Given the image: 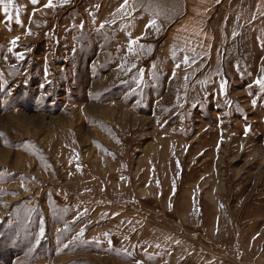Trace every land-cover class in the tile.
Listing matches in <instances>:
<instances>
[{"label":"rangeland","instance_id":"374dc122","mask_svg":"<svg viewBox=\"0 0 264 264\" xmlns=\"http://www.w3.org/2000/svg\"><path fill=\"white\" fill-rule=\"evenodd\" d=\"M69 1L0 4V264H264V40L154 60Z\"/></svg>","mask_w":264,"mask_h":264},{"label":"crops","instance_id":"0c3cea01","mask_svg":"<svg viewBox=\"0 0 264 264\" xmlns=\"http://www.w3.org/2000/svg\"><path fill=\"white\" fill-rule=\"evenodd\" d=\"M83 1L96 0H70L69 5L63 9L67 10L71 5H78ZM98 2L108 12L106 26L119 30V37L122 36L120 41L143 43L142 48L149 47L154 51V60L162 58V51L168 48L171 52L174 50L183 52L211 64L217 62L221 65L226 61L235 64L243 58V48L249 49L251 43L257 44L264 40V0H127L126 3L125 0H98ZM84 4L85 2L82 5ZM119 15L120 18L114 19ZM126 36L128 39L125 40ZM244 38L247 39L246 43L242 42ZM238 46L241 49H238ZM138 250L156 259L154 264L163 263L161 259L163 253L169 258L168 264H181L182 259H178L181 251L187 252L185 264H190L197 257L204 259L202 248L184 250L150 247ZM208 263L210 259L202 264Z\"/></svg>","mask_w":264,"mask_h":264},{"label":"snow or ice","instance_id":"6c2138e0","mask_svg":"<svg viewBox=\"0 0 264 264\" xmlns=\"http://www.w3.org/2000/svg\"><path fill=\"white\" fill-rule=\"evenodd\" d=\"M35 2H36V0H33V3H35ZM126 2H127V0H125V3H126ZM10 3H11V0H8V3H5V0H0V4H4V12H5V13H7V11H8V7H9V4H10ZM45 6H46V7H53V5H52V3H51V0H49V3H48L47 5H45ZM8 19L11 20L12 17L9 16ZM17 22L20 23L19 20H17ZM153 23H155V22L153 21ZM18 39H19V37H16V38L12 41L13 45H15V43H16V41H17ZM18 58L22 59L23 57H22V55H21V56H19ZM256 83L259 84V85L261 86L262 89H264V79L257 80ZM221 87L223 88V85H222ZM41 235H43V229H41Z\"/></svg>","mask_w":264,"mask_h":264}]
</instances>
